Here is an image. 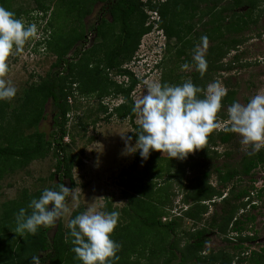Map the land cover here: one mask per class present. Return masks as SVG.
Wrapping results in <instances>:
<instances>
[{"label":"trees","instance_id":"obj_1","mask_svg":"<svg viewBox=\"0 0 264 264\" xmlns=\"http://www.w3.org/2000/svg\"><path fill=\"white\" fill-rule=\"evenodd\" d=\"M89 1L92 4L88 6L80 5L83 0H55V2L47 0V3H55L50 10L46 0H35L37 3L35 10L41 13V18H44L50 10L46 27L52 30L48 36L46 35L36 43L38 47L46 45L45 48L53 52L56 59L43 81L36 88L27 91L21 109L14 112L8 124L5 125L6 104L0 102V129H3L0 136L4 137L6 143L5 146L0 144V161L10 162V165L18 163L24 166L35 158L44 157L51 150L55 157V164L54 171L49 175L52 184L48 188L55 190H59L62 185L66 187V181L70 190L75 185L72 177L74 158L68 144L63 140L67 134V117L72 110L76 111L80 108L81 97L94 95L99 99L106 96L122 98L123 101L111 109L109 116L128 118L134 130L129 135L137 139L136 132L140 126L134 123L137 112L133 111L135 101L131 98V93L141 79L137 78L126 65L132 62L142 36L153 29L152 12L158 15V27L162 29L166 38L164 49L171 52L174 46V57L178 60L183 59L187 64L195 65L191 54L196 49V42L204 45L201 38L206 37L211 45L207 47L205 59L208 70H211L213 67L208 64L209 61L216 64L218 57L226 51L235 49L240 41L236 36L257 23L259 16L257 8L260 3V0H228L223 5H220L222 0ZM8 2L9 0H0V7L8 9ZM93 2L104 4L102 12L108 13L110 20L103 16L100 22L94 25L93 32L98 41L91 47L84 50L82 48L72 50L74 45L85 40L83 26H75L80 28L79 31L68 25L67 28L63 26L60 29V13L76 12L78 19H81L93 10V4H95ZM242 6L246 8L243 11H237ZM15 16L17 17V14ZM107 37L110 40L107 41ZM171 40L175 41L173 46H170ZM71 50L72 54L67 57ZM214 54L215 56H212ZM76 57H78L77 60ZM161 61L162 58L160 63ZM111 73L115 76H123L127 80L118 82L110 77ZM205 76H207L206 72L201 77L196 69L189 79L195 85H203ZM165 83V79H162L161 84ZM234 93L233 90H228L222 100L223 106L232 104ZM198 95L199 98H204L202 92ZM48 101L52 105V130L44 133L37 128V123L45 116L44 106ZM107 109L108 106L100 103L99 112L105 113ZM224 117V111L221 109L218 119H224ZM28 123L32 124L35 130L24 136L20 130ZM233 137L234 133L214 130L209 134L204 148L195 150L193 153L206 158L211 146H215L217 142L227 144ZM250 152L251 149L243 153L238 162L213 169L216 173L217 186L208 181L211 172L202 167L199 168L200 172L188 179V186L185 187L188 192L183 196L182 202L189 203L190 206L182 211L184 216L192 221H198L207 212L208 205L205 202L211 201L214 197L220 198V212L213 213L200 228L189 233L187 241L180 247L178 239L174 237L177 236L178 219L181 220L182 216H174L171 220L162 222L165 212L164 206L159 205V198L152 196L150 187L140 191L137 188L139 186L133 185L131 193L126 196L125 205L119 210L121 217L125 215L128 221L117 224L111 234V238L122 245L117 253L119 260L115 264H143L142 259L148 260V264H172L174 260H179L178 264H188V262L231 264V257L224 250L218 252L209 250L205 253L207 240L205 236L211 232L225 235L228 228L239 237L241 242H237L234 248L244 249L243 253L248 256V263L264 264V240L259 244L258 250L251 249L248 253L242 243L256 241L255 231L253 234L249 232L252 230L250 226L248 235H242V232L246 230L245 225L253 223L255 216L248 213L244 215V218L236 217L237 211L251 202L249 196L254 188L253 185L249 189L239 188L236 183L244 177L252 178L255 169L264 165V149L254 154H249ZM212 153L217 154L214 149ZM139 160L138 150L132 169ZM168 161L160 168V172L167 174V180H180L179 176L185 173V169H193L197 166L194 163L197 162L195 160L189 162L188 159L168 158ZM149 162L150 166L154 167L155 160L150 158ZM42 191L35 192V196L22 193L20 198L10 200L1 210L0 264H30L31 257L34 255L40 256L41 264H82L72 251L73 238L70 236L68 223L63 226L61 218L54 227L41 228L36 235L16 232V216L19 210L25 208L26 214H30L31 209H28V204L33 198H39ZM189 199L193 203L189 202ZM250 207L255 208V205L251 204ZM110 210L106 202V211ZM82 212H85L84 208L80 206L74 208L68 222ZM53 228L50 234V229ZM145 232L151 235L145 236ZM170 235L172 240L169 241ZM133 257L136 258L133 259ZM159 258H162L160 262H158ZM245 259L241 257L239 261L243 262Z\"/></svg>","mask_w":264,"mask_h":264},{"label":"rangeland","instance_id":"obj_2","mask_svg":"<svg viewBox=\"0 0 264 264\" xmlns=\"http://www.w3.org/2000/svg\"><path fill=\"white\" fill-rule=\"evenodd\" d=\"M161 1L163 0H152V2ZM53 2L50 4L46 0V3L50 6V10L54 7L55 3ZM83 2L80 5L89 6L92 4L89 0H83ZM227 2L228 0H222L220 5ZM7 5L10 11L17 14L16 18L21 19L25 25L35 24L37 26L38 38L30 39L23 48L14 50L8 58L9 71L6 79L16 87L17 93L11 101H0L6 104L5 109L7 113L4 125L8 124V120L11 119L10 117L14 112L21 109V105H23L26 99L27 91L36 88L43 81L46 73L51 69V64L56 59L55 54L45 48L46 45L43 44L38 47L36 43L40 38L48 36L50 31L52 32V30L46 27V23L50 18V10L47 11L44 19L35 10L37 5L35 0H9ZM93 5V10L81 19H78L76 12L60 13V29L63 26L67 28L68 25L70 28H76L79 31L80 28L75 26L80 27L82 25L83 31L86 33V42L81 41L77 43L73 46L72 50H76L77 48L84 50L91 47L92 44L98 41L93 32L94 25L100 22L102 16L110 20L108 13L101 15L104 8L103 3H95ZM245 8L246 6H242L237 11H243ZM257 9L259 10L257 23L236 36L240 40L238 46L218 57L216 64L209 61L208 64L212 65L213 68L211 70L207 68V76H205L206 80L203 85L197 84L202 89L203 94L206 93L207 86L215 81L221 82L228 90H233L235 92L233 102L241 104H246L258 92L264 91V0H260ZM57 24H55V27H57ZM46 28L47 31H45ZM157 33L158 35H156ZM143 36L141 38L143 41L141 43L140 40L141 45L138 46L134 56L139 55L140 57L141 55L150 54V48L154 42L156 43V36L161 37L163 41L160 40L163 44L166 41L165 35L160 28L153 29L150 33ZM108 40L110 39L107 37ZM82 43H84L83 46H81ZM174 44L175 41L171 40L170 46ZM210 45L211 42H207L205 54L208 51L207 47ZM163 46L160 49L156 48L162 57L158 68L141 77V82L137 84L131 93V98L135 102L146 94L148 84L153 82L161 83V80L165 79L166 83L171 82L168 85H179L189 80V76L195 72L196 68H194V64L188 63L189 67L187 69L181 68V65L187 63L183 59L178 60L174 57V46L171 52H167L164 49L165 45ZM197 47L205 48L199 42H196ZM72 50L68 53L67 57L72 54ZM194 51L193 53L191 52L192 59ZM212 56H215V54ZM78 57H76V60ZM134 71L141 76L142 69L140 66L134 68ZM111 74L110 77L114 80L118 82L123 81V77ZM80 100V108L76 109V111L72 110L67 117V134L63 140L68 144L74 158L72 177L75 184L65 201L67 212L61 217L63 226L67 225L71 212L78 206L84 208L85 211L89 209L106 211L107 202L111 209L108 212L118 211L120 213L119 210L125 205L126 196L131 193L133 185L139 186L137 188L140 191L147 190L150 187L152 196L159 198V205L164 206L162 208L165 212L162 216V222H167L174 218V216H182L181 220L178 219L177 236H173L178 239L179 247L185 244L189 233L200 228L209 220L213 213L220 212V198L214 197L211 201L205 202L208 205L207 212L198 221H192L186 218L182 212L190 206L189 203L183 204L182 199H184L183 196L188 192L185 189L188 186V179L200 172L199 168L202 167L210 171L208 181L212 185L217 186L216 173L213 169L216 167L223 168L225 165L238 162L243 153L251 149L249 146L240 143L241 138L239 134L234 133V137L227 144L217 142L215 146H211L206 158L195 153H190L186 159L189 162L193 160L197 161L194 162L197 165L196 168L185 169V173L179 176L180 180H167V174L160 172V168L169 162L166 153L162 154L159 151H152L147 160L140 157L139 162L132 169L135 162V154L138 150L134 153H128L125 139H122V135L125 138L130 136L129 134L134 131L133 126L128 118H121L117 115L109 116L111 109L123 101L122 98L106 96L99 99L94 95H88L81 97ZM100 103L108 106L105 113L98 111ZM34 104L36 103L34 102ZM229 106L224 105L222 107L225 117L224 119H218L217 122L220 124V129L216 131L222 130L228 124L227 109ZM44 115L38 121L37 128L44 133H49L52 130V105L50 101L44 106ZM134 123L139 125L138 114L134 119ZM2 130L0 129V133ZM34 130L35 127L28 123L21 128L20 133L22 132L24 136H27ZM135 142V138H132L128 144L135 145ZM0 144L1 146H5L6 144L2 136H0ZM212 149L216 150V155L212 153ZM227 153L228 155H226ZM150 158L155 160L154 167L150 166ZM17 164L10 165V162L0 161V170L2 169L0 173V212L10 200L20 198L22 193L35 196V192L44 190L52 184L49 175L54 171L55 157H53L51 150L44 157L35 158L24 166ZM236 184L239 188L246 187L247 189L251 185L254 186L249 196L251 202L244 208L241 207L236 213V217L241 218H244V215L248 213L255 216L254 222L248 226L245 225L246 230L242 232L243 236L245 234L248 235L249 226L252 228L249 231L250 234H253L255 231L256 241L249 243L242 242L245 251L248 253L251 249L258 250L259 244L264 240V165H260L255 169L252 178L244 177ZM66 187H68L67 181ZM137 193L140 194L141 192ZM189 202H192V200L189 199ZM251 204H254L255 208L250 207ZM124 217H121L120 213L118 224L128 221ZM53 230L54 228L50 229V234H52ZM144 235L148 236L151 233L145 232ZM205 237L207 238L205 253L209 250L214 252L224 250L231 257V264H249L248 256L243 253L244 249L234 248L237 246V242L241 241H239L236 233L229 231V228L225 235L211 232ZM168 238L169 241L172 240L171 235ZM239 251H242L241 254H237ZM177 256L179 255L177 254ZM241 257L246 259L240 262L239 259ZM135 258L133 257V259ZM161 260L162 258H159L158 262ZM141 261L143 264H148V260L142 259ZM153 261L155 262V260ZM178 263L179 260L172 262V264ZM188 264L192 263L188 262Z\"/></svg>","mask_w":264,"mask_h":264},{"label":"clouds","instance_id":"obj_3","mask_svg":"<svg viewBox=\"0 0 264 264\" xmlns=\"http://www.w3.org/2000/svg\"><path fill=\"white\" fill-rule=\"evenodd\" d=\"M158 21L159 17L157 20L151 19L153 29L159 28ZM37 32L35 24L25 25L21 19L16 18L14 12L0 7V101H11L17 93L16 87L6 79L9 56L14 50L23 48L30 39L38 38ZM161 37H155L156 43L150 48V54L134 56V67L140 66L142 69L141 76L138 74L137 78L158 68L162 57L156 48L160 49L164 45ZM201 39L205 48L195 49L193 61L203 77L207 70V38ZM188 67V64L181 65L182 69ZM201 92L202 89L190 79L179 85L159 82L148 84L146 94L135 102L133 108L139 116L140 125L135 145L128 144L132 140L131 136L125 138L122 135L128 153L139 150L140 157L147 160L152 151H159L166 153L169 159L184 160L190 153L204 148L209 134L220 129L218 114L228 89L221 82L215 81L207 86L202 99L198 95ZM227 112L228 124L222 130L239 134L240 143L251 148L249 154L264 149V91L258 92L246 104L233 102ZM70 191L63 185L59 190L45 188L39 198H33L28 204L30 214H26L25 208L19 210L16 232L36 235L41 228L54 227L67 212L65 201ZM119 216L118 211L89 209L69 220L67 226L73 238L72 251L82 264H115L119 260L117 253L122 245L111 238ZM30 264H41L40 256H32Z\"/></svg>","mask_w":264,"mask_h":264},{"label":"built area","instance_id":"obj_4","mask_svg":"<svg viewBox=\"0 0 264 264\" xmlns=\"http://www.w3.org/2000/svg\"><path fill=\"white\" fill-rule=\"evenodd\" d=\"M151 19H155L157 20L158 19V15L156 14V12H152V18ZM127 67L132 71V73H134V75L136 77H138V74L134 71V65H133V61L130 63V64H127ZM127 80V78H125Z\"/></svg>","mask_w":264,"mask_h":264},{"label":"flooded vegetation","instance_id":"obj_5","mask_svg":"<svg viewBox=\"0 0 264 264\" xmlns=\"http://www.w3.org/2000/svg\"><path fill=\"white\" fill-rule=\"evenodd\" d=\"M102 14H105V13H101V15H102ZM102 17H103V16H102ZM85 34H86V33L83 34L85 40H82L84 43L86 42V38H87ZM52 116H53V115H52Z\"/></svg>","mask_w":264,"mask_h":264}]
</instances>
